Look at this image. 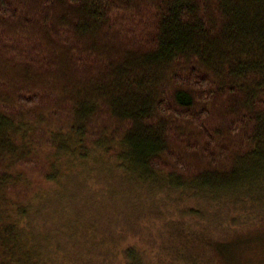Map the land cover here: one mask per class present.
Returning a JSON list of instances; mask_svg holds the SVG:
<instances>
[{
  "label": "trees",
  "instance_id": "trees-1",
  "mask_svg": "<svg viewBox=\"0 0 264 264\" xmlns=\"http://www.w3.org/2000/svg\"><path fill=\"white\" fill-rule=\"evenodd\" d=\"M98 144L128 179L205 195L261 180L264 0H0V264H49L28 167Z\"/></svg>",
  "mask_w": 264,
  "mask_h": 264
},
{
  "label": "rangeland",
  "instance_id": "rangeland-1",
  "mask_svg": "<svg viewBox=\"0 0 264 264\" xmlns=\"http://www.w3.org/2000/svg\"><path fill=\"white\" fill-rule=\"evenodd\" d=\"M88 147L82 160H59L56 174L49 161L39 175L28 167L29 235L49 264H125L129 247L144 264H264L261 173L206 196L163 173L128 179L110 150ZM38 154L45 160L51 151Z\"/></svg>",
  "mask_w": 264,
  "mask_h": 264
}]
</instances>
